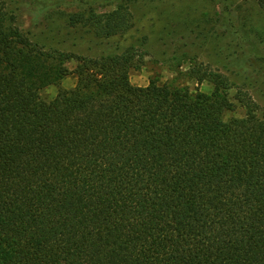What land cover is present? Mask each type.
<instances>
[{
    "label": "trees",
    "instance_id": "1",
    "mask_svg": "<svg viewBox=\"0 0 264 264\" xmlns=\"http://www.w3.org/2000/svg\"><path fill=\"white\" fill-rule=\"evenodd\" d=\"M79 23L133 26L123 6ZM140 57L45 49L0 0V264H264V110L201 65L210 93L133 86Z\"/></svg>",
    "mask_w": 264,
    "mask_h": 264
},
{
    "label": "rangeland",
    "instance_id": "2",
    "mask_svg": "<svg viewBox=\"0 0 264 264\" xmlns=\"http://www.w3.org/2000/svg\"><path fill=\"white\" fill-rule=\"evenodd\" d=\"M30 41L45 49L98 58L117 55L128 47L141 53L129 70L133 86L152 80L210 93L208 82L198 84L189 72L207 67L225 76L235 93L248 92L264 110V12L243 0H1ZM123 6L133 26L125 34L101 38L73 19L103 15ZM72 20V21H71ZM74 64L67 65L68 71ZM76 78H64L40 92L51 101L60 90L74 88ZM237 107L226 118L243 117Z\"/></svg>",
    "mask_w": 264,
    "mask_h": 264
}]
</instances>
